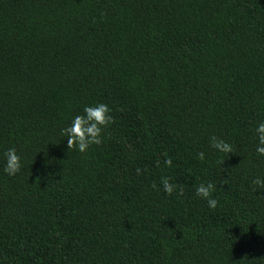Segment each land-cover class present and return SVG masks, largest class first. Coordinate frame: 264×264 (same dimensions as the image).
<instances>
[{
    "label": "trees",
    "instance_id": "obj_1",
    "mask_svg": "<svg viewBox=\"0 0 264 264\" xmlns=\"http://www.w3.org/2000/svg\"><path fill=\"white\" fill-rule=\"evenodd\" d=\"M95 103L103 143L68 151ZM261 121L264 0H0V264H264Z\"/></svg>",
    "mask_w": 264,
    "mask_h": 264
},
{
    "label": "clouds",
    "instance_id": "obj_2",
    "mask_svg": "<svg viewBox=\"0 0 264 264\" xmlns=\"http://www.w3.org/2000/svg\"><path fill=\"white\" fill-rule=\"evenodd\" d=\"M113 122L111 115V109L105 103H95L93 105H85L83 107V115H76L72 118L69 126L61 129V135L66 136L67 149L80 153L87 152L91 146H99L104 140V129L107 128ZM256 137L258 143L256 144V153L260 156H264V121L258 123L256 129ZM210 147L218 152L225 154H232V146L223 139H218L215 136L210 137ZM200 160L205 159L203 152L198 153ZM3 172L8 176H14L20 172L22 168V157L18 155L15 147L6 149L3 152ZM165 165L171 166V159H165ZM137 173H140V169H137ZM253 184L258 188H264V180L257 177ZM161 185L163 191L168 195H172L175 191L177 195H183V189L178 185L170 182L169 177H161ZM215 190L214 185L211 182L207 184L201 183L196 187V195L207 201L208 207L215 209L217 207V199L212 197V193Z\"/></svg>",
    "mask_w": 264,
    "mask_h": 264
}]
</instances>
